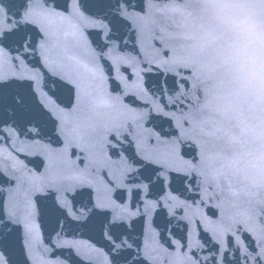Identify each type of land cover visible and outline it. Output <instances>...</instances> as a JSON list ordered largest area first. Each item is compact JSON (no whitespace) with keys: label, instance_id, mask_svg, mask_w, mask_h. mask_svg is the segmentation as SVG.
Here are the masks:
<instances>
[{"label":"snow or ice","instance_id":"snow-or-ice-1","mask_svg":"<svg viewBox=\"0 0 264 264\" xmlns=\"http://www.w3.org/2000/svg\"><path fill=\"white\" fill-rule=\"evenodd\" d=\"M0 145V264L86 213L81 260L264 264V0H0Z\"/></svg>","mask_w":264,"mask_h":264}]
</instances>
